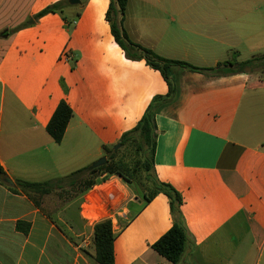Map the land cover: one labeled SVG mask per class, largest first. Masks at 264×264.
Here are the masks:
<instances>
[{
	"label": "crops",
	"instance_id": "crops-1",
	"mask_svg": "<svg viewBox=\"0 0 264 264\" xmlns=\"http://www.w3.org/2000/svg\"><path fill=\"white\" fill-rule=\"evenodd\" d=\"M58 1L0 0V165L14 182L62 178L108 160L106 149L168 93L159 71L116 43L110 0L67 9L82 11L67 15L71 21L35 19ZM124 26L133 42L199 68L234 52L239 62L264 52V0H129ZM65 50L70 62L61 59ZM169 75L176 95L157 111L154 172L183 196L190 241L179 264H264V73L171 66ZM62 100L74 116L56 143L46 127ZM129 188L103 174L87 192H53L41 210L0 184V264H99L88 239L82 249L72 239L75 224L93 239L105 219L116 234L115 264H173L153 249L173 226L168 198L146 203ZM55 195L58 210L50 206ZM19 222L30 224L27 233Z\"/></svg>",
	"mask_w": 264,
	"mask_h": 264
},
{
	"label": "trees",
	"instance_id": "trees-1",
	"mask_svg": "<svg viewBox=\"0 0 264 264\" xmlns=\"http://www.w3.org/2000/svg\"><path fill=\"white\" fill-rule=\"evenodd\" d=\"M86 2L88 0H81ZM129 0H110L106 13V20L111 27L112 35L116 43L124 50L125 55L130 60L146 61L152 69L159 71L168 85V93L164 96H155L148 105L144 115L137 125L125 132L119 144L122 147L128 145L136 146V150L143 156L141 166L146 171V182H148V192L142 195V199L147 203L156 195L164 194L169 200L170 212L173 219V226L165 233L154 245L153 249L165 257L173 264H179L184 256L186 247L190 241V235L186 226L185 218L182 213L184 203L182 194L171 184L159 181L154 172V158L157 142V124L156 116L158 108L166 103L173 101L176 95V86L174 80L169 75L171 66H180L193 72L205 74L220 73H264V54L260 57L239 62L237 52H234L231 59L219 63L214 68H199L187 62L166 59L153 50L133 42L124 26L125 12ZM73 7L68 0L55 2L41 10L35 19H40L49 14H60L66 21H71L65 14L67 9ZM79 15V14H77ZM67 25H70L67 23ZM227 72V68H233ZM63 87L66 89L64 83ZM74 116V111L66 100H62L57 106L51 117L46 130L56 143H61L67 127ZM108 160L105 165L94 167V164L78 170L68 176L57 178L44 182H29L21 179L15 180V187L4 183V178L8 177L3 167L0 165V184L7 186L14 193L25 194L34 205L44 210L46 197L56 191H66V189L84 193L90 190L95 184L96 179L103 175H118L128 185L134 184L136 178L135 170L131 169L125 163L116 161L115 158L119 152L106 149ZM17 229L27 233L30 224L19 222ZM114 233L111 219L102 220L94 225L93 244L95 247V259L99 264H115L114 260Z\"/></svg>",
	"mask_w": 264,
	"mask_h": 264
},
{
	"label": "rangeland",
	"instance_id": "rangeland-1",
	"mask_svg": "<svg viewBox=\"0 0 264 264\" xmlns=\"http://www.w3.org/2000/svg\"><path fill=\"white\" fill-rule=\"evenodd\" d=\"M99 3L101 4V6L104 5V0L103 1L100 0ZM71 8L72 7H70V9ZM79 13L81 16L82 11H79ZM65 14L71 18L78 16L76 14V11L68 13V11L66 10ZM65 51H67V50H65ZM262 54H264V52H262ZM262 54H257L255 57H260ZM75 64H76V61L73 62L74 67H75ZM105 111H106V109H104V107H102L101 108V114H105ZM118 144H119V142L109 146V148L114 151L116 146H118ZM114 152H119L115 158L116 161H121V162L125 163L127 166H129L131 169L135 170L136 178L134 179V184L129 185L130 193L133 195H137V196L142 197V195L144 193H146V191L148 192V186H147L148 182H146V179H145L147 173H146V171H144V169L141 166V161L143 162V156L138 152V150H136V146H132V145H128L126 147H122L120 145V147ZM108 156L109 155H107V157ZM103 158H105V157L103 156V157L99 158L94 164H96L97 162H99ZM63 194H64L63 192H58L59 197H62ZM58 195H55L54 197H52L51 203H50V206L55 210L60 209L62 206V202L60 200H58V198H57ZM73 220H75V218H73ZM75 221L77 222V220H75ZM74 227L76 228L75 234L77 235V237H73V239H72L73 243L80 244L85 239H88L91 242L88 249L89 248L94 249L93 239L89 237V233H87L86 236H81V233L84 232L83 228L81 226H78L77 224H75Z\"/></svg>",
	"mask_w": 264,
	"mask_h": 264
},
{
	"label": "water",
	"instance_id": "water-1",
	"mask_svg": "<svg viewBox=\"0 0 264 264\" xmlns=\"http://www.w3.org/2000/svg\"><path fill=\"white\" fill-rule=\"evenodd\" d=\"M69 4L72 6H77V5H81L82 1L81 0H68ZM120 147V144H118V146H116L115 150L116 151L118 148ZM107 162V158H103L102 160H100L99 162H97L96 164H94V167H99L104 165ZM4 183L11 186V187H15L16 184L15 182L10 178V177H6L4 178Z\"/></svg>",
	"mask_w": 264,
	"mask_h": 264
},
{
	"label": "built area",
	"instance_id": "built-area-1",
	"mask_svg": "<svg viewBox=\"0 0 264 264\" xmlns=\"http://www.w3.org/2000/svg\"><path fill=\"white\" fill-rule=\"evenodd\" d=\"M61 59L66 61V62H70L72 60L71 54L68 51H64L61 55ZM89 244L88 241L84 240L82 241L80 244L77 245L78 249H82L87 247Z\"/></svg>",
	"mask_w": 264,
	"mask_h": 264
}]
</instances>
